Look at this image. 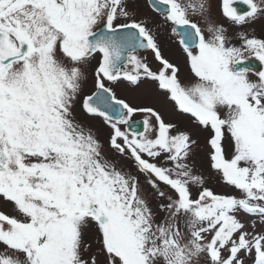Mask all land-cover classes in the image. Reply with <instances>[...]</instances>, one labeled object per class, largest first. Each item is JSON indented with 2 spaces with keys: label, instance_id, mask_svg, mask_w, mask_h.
Returning a JSON list of instances; mask_svg holds the SVG:
<instances>
[{
  "label": "snow or ice",
  "instance_id": "obj_1",
  "mask_svg": "<svg viewBox=\"0 0 264 264\" xmlns=\"http://www.w3.org/2000/svg\"><path fill=\"white\" fill-rule=\"evenodd\" d=\"M147 5L0 0V264H264V0Z\"/></svg>",
  "mask_w": 264,
  "mask_h": 264
},
{
  "label": "rangeland",
  "instance_id": "obj_2",
  "mask_svg": "<svg viewBox=\"0 0 264 264\" xmlns=\"http://www.w3.org/2000/svg\"><path fill=\"white\" fill-rule=\"evenodd\" d=\"M141 10L142 12L140 14L144 18L148 19L150 22V26L154 28L156 26V21H157L156 18L152 19L149 16L150 11L146 7H143V9ZM249 30L253 31L257 37L264 38V24L258 22L257 24L251 26ZM161 47H162V51L164 52L165 56L168 57L173 62L177 63L181 67L182 73L185 72L186 66L184 64L183 54L180 52V49L178 45L176 44V42H174V38L170 37V35L164 36V38L161 40ZM87 90L89 91V94H90V90H91L90 82H89ZM114 91L116 92L117 98L125 99L127 102L131 104H144V103L149 102L139 92L129 90V89H124L122 86L115 87ZM141 119L142 117L139 115L134 117V120H141ZM87 120L88 122H90L91 124H93L99 129L100 138L102 140H105L108 130L106 126L102 125V121L99 118H95V119L87 118ZM200 162L201 161L198 158L197 163L199 164ZM219 190L227 191L228 189H219Z\"/></svg>",
  "mask_w": 264,
  "mask_h": 264
},
{
  "label": "water",
  "instance_id": "obj_3",
  "mask_svg": "<svg viewBox=\"0 0 264 264\" xmlns=\"http://www.w3.org/2000/svg\"><path fill=\"white\" fill-rule=\"evenodd\" d=\"M253 63H255V62H253ZM134 127H136V126H134Z\"/></svg>",
  "mask_w": 264,
  "mask_h": 264
},
{
  "label": "flooded vegetation",
  "instance_id": "obj_4",
  "mask_svg": "<svg viewBox=\"0 0 264 264\" xmlns=\"http://www.w3.org/2000/svg\"><path fill=\"white\" fill-rule=\"evenodd\" d=\"M141 2H142V0H141Z\"/></svg>",
  "mask_w": 264,
  "mask_h": 264
}]
</instances>
